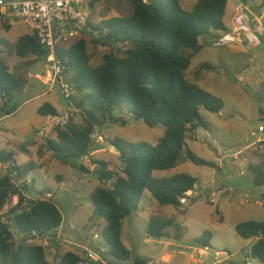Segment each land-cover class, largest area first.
<instances>
[{"label": "trees", "instance_id": "obj_1", "mask_svg": "<svg viewBox=\"0 0 264 264\" xmlns=\"http://www.w3.org/2000/svg\"><path fill=\"white\" fill-rule=\"evenodd\" d=\"M129 1L132 12L103 22L102 33L88 21L80 38L67 48L57 47L66 77L74 88L67 99L83 108L86 115L78 124L75 113L69 111L63 124L48 125L52 126L56 139H48L46 146L64 162L88 155L93 143L91 135L99 125L114 120L113 111L120 114L125 105L130 106L134 118H143L150 126L165 127L155 144L112 138L110 142L118 149L120 161L117 170L111 169L105 160L93 159V171L100 183L90 193V200L93 215L104 221L100 231L106 253L124 264H150L149 258L135 253L123 242L124 219L140 208V200L147 192L160 205L180 206L185 192L199 184L198 177L186 172L157 177L156 171L175 168L182 160L213 164L189 148L187 137L196 128L205 127L201 109L220 112L224 102L187 78L191 56L183 54L182 49L199 51L200 37L226 28L223 18L228 0H198L191 10H186L181 0ZM4 23L9 30L11 25ZM87 35H91L95 44L110 47L99 64L91 62ZM115 43L124 45V49L120 46L115 49ZM16 53L21 57L32 53L34 60L49 59L48 51L33 33L18 38ZM207 67V62L201 64V68ZM26 83V77L11 70L0 54V117L17 110L10 103L14 93L23 92ZM38 113L56 116L58 111L50 102H44ZM260 142L264 144V140ZM0 162L5 167L0 175V263L77 264L81 255L72 250L48 260L47 247L36 242L31 234L34 229L48 232L52 242L58 243L55 235L63 223V215L55 200L44 198L47 193L44 191L30 196L32 186L13 151L0 150ZM244 163L252 174L253 184L264 186V150L261 158L246 150ZM71 164L76 166L75 162ZM77 167L89 172L84 163ZM14 169L18 170L17 176ZM13 196L18 197L16 204L5 211ZM169 224L167 219H153L147 231L151 236L162 237ZM235 229L244 239L256 238L248 255L264 263V221L244 220ZM211 236L210 231H204L194 241L198 246L209 245Z\"/></svg>", "mask_w": 264, "mask_h": 264}, {"label": "rangeland", "instance_id": "obj_2", "mask_svg": "<svg viewBox=\"0 0 264 264\" xmlns=\"http://www.w3.org/2000/svg\"><path fill=\"white\" fill-rule=\"evenodd\" d=\"M91 1L93 6H90ZM91 1L87 5L90 12L88 21L101 33L104 31L103 22L132 12L129 0ZM197 1L181 0L186 10H191ZM223 19L225 29L218 34L201 37L208 39L209 42L204 50L182 49L183 54L191 56V64L186 70L187 78L201 88L220 96L224 102L219 113L201 109L205 127L196 128L189 132L187 137L189 148L198 157L213 164H196L190 160H182L176 169L155 172L157 177H168L176 172L189 173L199 178L201 186L213 188L214 195L198 198L197 193L193 197H188L186 204L173 206L158 204L147 192L140 200V208L124 219L122 240L137 254L143 250L148 252V256H153L149 246L155 245V242L159 244L160 240L169 241L167 238H154L146 248L144 245L145 241L149 240L146 237L149 222L153 219H167L170 221L168 231L173 235L175 233L180 243L187 242L186 244L193 248L196 246L194 239L204 231H210L212 236L209 245L232 254L230 259L221 264H262L256 258H245L252 239L241 237L235 229V224L248 219L264 218V208L256 205L254 200L247 202L244 197L245 193H255V190L260 188L253 184L252 174L245 167L244 155L246 147L255 144V138L250 135L252 130L264 136L262 132L264 118L259 112L258 90L254 79L258 73L257 66L261 65L264 68V0L245 2L228 0ZM7 24L11 25L9 30L0 18L2 58L11 70L25 76L27 82L30 71L39 92L42 88L52 91L46 96L52 95V98L57 99L55 102L58 104V114L48 115L50 124H63L69 112L66 106H69L71 100L64 97L57 83L51 82L50 69L44 64L46 59L34 60L36 58L32 53L24 57L16 53L18 38L31 32L30 26L22 20ZM235 29L240 30L243 36L242 43L236 42ZM87 39L88 52L92 56L91 62L94 65L99 64L103 54L109 51L110 47L95 44L91 40V35H87ZM69 45H66V48ZM119 46L124 49V45L121 44L115 49ZM204 62H207L209 67L201 68ZM22 93H14L10 103V106L15 105L17 110L0 117V136L10 141L8 147L14 152L21 169H25L26 177L30 179L28 184L34 186L28 193L32 197L39 191L55 193L56 205L63 215L62 236L70 242L62 241L60 255L70 248L78 251L74 243L86 244L94 250L100 249L105 244L100 231L104 221L93 215L94 206L90 200V193L100 183L98 175L91 170L94 167L93 159L105 160L109 162L111 169L117 170L120 161L118 151L114 150L116 148L110 142L112 138L120 137L132 143L155 144L163 136L165 127L160 124L150 126L143 118H134L130 106L125 105L114 120L104 122L95 130L96 134L103 138L100 140L102 145L99 146L102 152L90 157L89 160L79 158L64 162L54 150L46 146L48 139H56L52 129L47 128L46 134L38 137V140H29L40 130L46 131L47 125L42 123L43 117L34 106L41 99L33 100L21 107L27 99ZM1 101L0 97V103ZM75 107L78 110L71 111L74 110L76 123L80 124L86 113L83 108ZM260 127L263 128L261 132L258 131ZM256 156L261 158L258 152ZM72 162H75L76 166H73ZM82 162L88 170L90 169L88 173L77 167ZM2 173L0 170V175ZM59 174L66 178L65 192L58 190ZM31 179L35 180V184ZM76 191L78 195L75 194ZM241 201L243 202L240 205ZM16 202L17 197L14 201L11 198L4 210ZM94 233L100 234L98 238H94ZM34 240L38 242V239ZM49 249L51 247H47V257L49 259L50 254L52 255L50 258L54 260V255ZM105 256L111 260L110 264H124L109 253ZM150 264L165 263L154 256L150 259ZM167 264L178 263L173 260Z\"/></svg>", "mask_w": 264, "mask_h": 264}, {"label": "built area", "instance_id": "obj_3", "mask_svg": "<svg viewBox=\"0 0 264 264\" xmlns=\"http://www.w3.org/2000/svg\"><path fill=\"white\" fill-rule=\"evenodd\" d=\"M89 1L91 0H0V18L2 21L12 23L15 20H22L27 23L32 33L37 36L39 42L48 51L49 59H47L46 63L50 69L51 82L59 85L65 98H70L73 95L74 88L66 77L65 65L63 60L57 55V47L66 48V45L71 44L84 34V29L90 17V12L87 9ZM234 34L236 42L242 43L243 36L240 30L235 29ZM47 128L52 129V126L48 127L47 125L46 131L40 130L36 135L37 140L38 137L46 134ZM262 129L260 127L258 131L261 132ZM96 133L94 132L91 135L93 142L103 139ZM250 135L255 138V142L263 140L261 134L256 130H252ZM85 157L87 156L81 158L86 159ZM11 165L14 166L15 162H12ZM0 167H3L1 162ZM13 172L15 176L18 175V170L14 169ZM27 181L29 182L30 179L27 178ZM58 190L65 192L67 187L65 184H60ZM196 194L194 190H188L180 198L181 204H186L187 198ZM44 198L55 200V193L48 192ZM59 231L55 235L57 238L61 237ZM31 234L43 246H52V237L48 232L34 229ZM99 235L94 233L93 236L96 239ZM251 239L252 243L256 240V238ZM75 245L77 244L75 243ZM249 250L250 253L251 246ZM106 252L107 250L104 246L96 250L86 248L77 264H110L105 256ZM195 254L202 264H221L230 259L232 255L224 249H215L209 245L197 246Z\"/></svg>", "mask_w": 264, "mask_h": 264}, {"label": "crops", "instance_id": "obj_4", "mask_svg": "<svg viewBox=\"0 0 264 264\" xmlns=\"http://www.w3.org/2000/svg\"><path fill=\"white\" fill-rule=\"evenodd\" d=\"M219 31H221V30H217V31H213L212 30L209 35L212 36V35L218 34ZM29 33H32V30ZM209 35H207V36H209ZM202 38L200 37V43L202 44V48L199 51L204 50V48L209 45L208 39H202ZM44 64H45V66H47V63L46 62ZM257 68H258V70H257L258 73H256V76H255L254 79H255L256 89L258 90V98H259L258 107H259V112H260V115L264 118V112H261V111H264V68L261 65L260 66H257ZM31 77H32V73L29 71V81L27 82V84H26V86H25V88L23 90V93H22V94H24L25 97H27V99L23 102V104L21 105V107L24 104H27V103H29V102H31L33 100L41 99L40 102H37L34 105L35 108H36V110H37V112H38L39 106L42 103H44V102H50L52 105H54L57 108L58 107V104L55 102L57 99L56 98H52V95L46 96V94L47 95L51 94L52 91H50L49 89H46V88L45 89L42 88L41 92H39L38 87H37V83L35 81H33V79ZM43 77L46 78L45 75H43ZM259 91L261 92L260 94H259ZM28 97H30V98H28ZM66 108L69 111H71L72 109L76 110L73 102H71L69 104V106H66ZM74 110L71 111V112H74ZM42 117H43L42 123L45 124V125H50V119H49V117L48 116H42ZM262 132H264V130ZM36 135L37 134H35L32 137V139H36L37 140ZM261 136H262V134H261ZM262 137H264V136H262ZM263 140H264V138H263ZM257 143L258 142H255L254 145L247 146L246 149L249 150V152L253 153L255 156H256V154L258 152L259 153V156L261 157L262 156V153H263V150H264V145L261 144V142L258 143V144ZM9 144H10V141L9 140L4 139V138H2V136H0V150H10V151H12L8 147ZM100 145H101V142L100 141L93 142L92 149L89 151V154L86 155L87 157H85V158L87 160H89L90 157L94 156L97 153L102 152V149L99 147ZM177 166H176V168H177ZM4 168L5 167H0V170L3 172L5 170ZM91 170H94V167ZM84 173H88V172H84ZM58 179H59V182L57 183L58 187H59L60 184H65L64 181H65L66 178H65L64 175L59 174ZM31 180L35 184V180L34 179H31ZM205 187H207V186H205ZM259 187H260L259 189H256L255 190V193H245L244 194V197L246 198V201L247 202L248 201H251V200H254V202H255L256 205L261 206V207L264 208V186H259ZM33 188H34V186H32V189ZM75 194L78 195V192L76 191ZM211 195L212 196L214 195V190H213V193H211ZM15 197H17V196H13L12 197V200L13 201H14V198ZM17 200H18V197H17ZM242 202L243 201L239 202V204L241 205ZM256 220H262V221H264V218L256 219ZM63 226L64 225L62 223V225L59 228V230H60L59 232L61 234V237H59L57 239L56 242H58V243L57 244H54L55 241L52 242L53 244L51 246V249H49V251L51 250L52 254L54 255V260L56 258H58L59 256H61L65 252V251L62 252V254L60 255V251H61L60 246L63 245L62 241L69 242L67 238H64L62 236L63 235V232H62L63 231ZM123 226H124V224H123ZM122 232H123V230H122ZM146 237L149 240L148 241H145V243H144L145 248H146V246H148V244H150L153 241L154 238H157V239L167 238L169 241H161L160 240L159 241V244H157V242H155V245L149 246L150 251L153 253L152 254L153 256H148V252H146V251L143 252V250H142V252H138V254L141 255V256L147 257L149 259H153L154 256H156L157 258H159L165 264L170 263L173 260L177 261L178 264H202L201 261L198 259V257H196V254H195V248L198 245H196L193 248V247L187 245L186 244L187 242L185 244L180 243L179 242L180 240H179L178 236L175 233H174V235L171 234L168 231L167 228L165 229V235L162 236V237H154V236H151V235H149L148 231H147V236ZM124 243L126 244V246L128 248L131 249V247L128 246V244L126 242H124ZM74 245H75V243H74ZM76 246L78 247V251L73 250L74 248L66 249V251L72 250V251H75L76 253H78L79 255H82V253L85 251L86 248L92 249L91 247H87L86 244H83V243L82 244L81 243L80 244H77ZM249 251L250 250H248V254H249ZM248 254L245 255V258H247V259L250 257ZM49 256L52 257V255H50V254H49ZM50 257H49L48 260L53 261ZM108 261H111V260L108 259Z\"/></svg>", "mask_w": 264, "mask_h": 264}, {"label": "water", "instance_id": "obj_5", "mask_svg": "<svg viewBox=\"0 0 264 264\" xmlns=\"http://www.w3.org/2000/svg\"><path fill=\"white\" fill-rule=\"evenodd\" d=\"M117 43L114 44V47H117ZM219 113V112H218ZM119 114L118 110H114L113 111V115L117 116ZM111 117V116H110ZM29 140H32V137L29 138ZM118 151V149H117ZM192 190H194L196 193H198V198H201L203 196H208L213 192V188H207V187H203L200 184H197L195 188H193Z\"/></svg>", "mask_w": 264, "mask_h": 264}]
</instances>
